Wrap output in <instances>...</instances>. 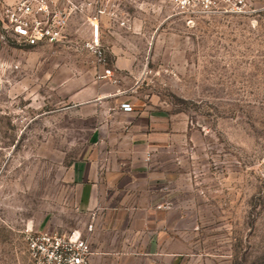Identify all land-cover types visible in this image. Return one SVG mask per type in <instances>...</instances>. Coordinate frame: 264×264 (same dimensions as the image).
Here are the masks:
<instances>
[{
	"label": "rangeland",
	"instance_id": "1",
	"mask_svg": "<svg viewBox=\"0 0 264 264\" xmlns=\"http://www.w3.org/2000/svg\"><path fill=\"white\" fill-rule=\"evenodd\" d=\"M92 2L78 0L68 44H22L0 20V264H37L32 235L70 234L83 219L73 177L82 150L64 125L100 70ZM103 20L100 44L115 27L125 102L167 110L171 129L150 156L162 173L153 202L173 240L115 264H264V0L207 11L117 0Z\"/></svg>",
	"mask_w": 264,
	"mask_h": 264
},
{
	"label": "crops",
	"instance_id": "2",
	"mask_svg": "<svg viewBox=\"0 0 264 264\" xmlns=\"http://www.w3.org/2000/svg\"><path fill=\"white\" fill-rule=\"evenodd\" d=\"M97 1L92 2L96 9L100 2L106 5L104 0ZM106 9L107 16L115 13V6L109 4ZM113 26L107 28L111 34L102 30L101 45L109 44L105 51L112 54L115 71ZM103 69L100 67L99 74ZM119 82L118 78L97 77L80 91L77 109L65 115L67 143L82 150L73 166L75 204L83 216L76 230L92 246V264H115L141 252L155 253L173 240L165 231L167 212L153 202L162 173L150 156L153 150L168 145L167 110L137 100L131 101L133 111H123L121 104L130 96L125 97Z\"/></svg>",
	"mask_w": 264,
	"mask_h": 264
},
{
	"label": "built area",
	"instance_id": "3",
	"mask_svg": "<svg viewBox=\"0 0 264 264\" xmlns=\"http://www.w3.org/2000/svg\"><path fill=\"white\" fill-rule=\"evenodd\" d=\"M97 3L99 1L95 0ZM117 0H104L106 5L97 7L92 19V42L90 50L96 54L98 64L103 73L98 78L116 81L113 68L106 67L105 48L100 44L101 16L107 14V5L115 6ZM180 10H210L221 0H169ZM241 3L242 0H234ZM79 4L77 0H18L12 4L4 3L0 7V20L4 28L18 42L40 47L55 44H68L69 23L71 16ZM115 17V13L112 14ZM128 20H123L126 25ZM121 109L125 112L134 110L130 102H123ZM29 250L37 264H92L93 250L89 240L79 230L70 234L41 232L29 238Z\"/></svg>",
	"mask_w": 264,
	"mask_h": 264
}]
</instances>
